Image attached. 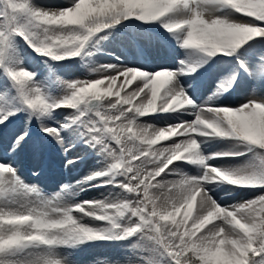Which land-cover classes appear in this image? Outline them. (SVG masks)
Wrapping results in <instances>:
<instances>
[{
  "label": "snow or ice",
  "instance_id": "6c2138e0",
  "mask_svg": "<svg viewBox=\"0 0 264 264\" xmlns=\"http://www.w3.org/2000/svg\"><path fill=\"white\" fill-rule=\"evenodd\" d=\"M154 36L173 63L126 62L124 41ZM70 65L83 78L61 79ZM257 77L264 0H0V126L23 121L0 146V264L101 246L126 264H264V92L227 102ZM33 124L65 168L98 166L46 195L16 159Z\"/></svg>",
  "mask_w": 264,
  "mask_h": 264
},
{
  "label": "rangeland",
  "instance_id": "374dc122",
  "mask_svg": "<svg viewBox=\"0 0 264 264\" xmlns=\"http://www.w3.org/2000/svg\"><path fill=\"white\" fill-rule=\"evenodd\" d=\"M42 2L45 4L51 5V6H56V5H59L61 3H64L65 0H42ZM140 43L144 45V48H145L147 54H149L151 56H152V53H154V55H159L158 57L160 58V62L168 63V64H171L174 62L172 60V54L170 52L171 50L167 51L162 45L160 46V44H163L162 41H160V43H158V41H156V39L153 38L151 41L143 40V41H140ZM107 62H108L107 60H104L102 63H107ZM109 62H111V61H109ZM65 69L73 70V72L76 74V78H83V73L85 70L82 69L79 65H70V66L66 67ZM44 74L47 75L46 72ZM251 84L253 86V89L251 91L246 92V91H242V89L239 88L237 90V92H235L232 96L228 97L227 102L228 103H239L241 99H244L248 96H251L254 93L259 95L262 92H264V87H262L260 85L259 77H257L256 81L251 83ZM212 87L214 88L215 86L212 85ZM61 119H62V117H61ZM22 123H23V121L19 120V121H14L12 124L8 125V127L0 126V137H2V135L6 129L8 130V132L13 129L11 134H10V137H13L15 135V133L22 126ZM32 131H33V133L35 132L37 134H40L39 130H38V124H33ZM0 142H1V140H0ZM32 148L41 156V161L39 164H37V167L40 168L43 165L42 159L45 157V154L48 151L46 146L44 145V140H37L36 138H34V143L32 144ZM211 150H218V149L215 148V149H211ZM74 152L76 153V151H74ZM73 157L74 156L72 154L71 158H73ZM240 162L241 161H239L238 163H240ZM18 166H19V163H18ZM23 166H24V164L19 166L21 172H22ZM96 166H98L96 164V161L91 163L92 169H94ZM57 169H59V171H60V166L57 167L56 169L50 168L49 169L50 171H48L47 173L40 174V176H41L40 178H42V181H35L32 184H36L46 195H50L56 191H59V188L62 184L57 183V182L53 183V181H52V177L55 176L54 174L59 175L61 173ZM64 171L65 170L62 169V172H64ZM72 171L74 172V168L72 169ZM76 171L79 172V171H82V169L77 167ZM52 184H53V188H51ZM244 198H249V197H244ZM235 202H237V201L229 200V203H235ZM128 256H129V251L125 248L116 247V246H101L100 248H97V247L96 248H88L82 252L74 253L69 258L73 261V264H126Z\"/></svg>",
  "mask_w": 264,
  "mask_h": 264
},
{
  "label": "bare ground",
  "instance_id": "6f19581e",
  "mask_svg": "<svg viewBox=\"0 0 264 264\" xmlns=\"http://www.w3.org/2000/svg\"><path fill=\"white\" fill-rule=\"evenodd\" d=\"M155 39L159 40L157 37L154 36ZM121 44V41H116L115 44H111L108 46L109 50H112L114 48H116L117 45ZM123 46L126 48V62L129 63H144L145 60H140L139 58H137V54H136V50L134 49V45H132L130 42L128 41H124L123 42ZM163 46V45H162ZM167 51H170V49L168 47L163 46ZM171 52V51H170ZM159 55H153L152 57L147 58V61L149 62V65L151 66L152 64H159L162 63L160 62V58L158 57ZM104 60H107L108 62L110 61L109 57H100L98 58V63H102ZM60 78L61 79H75L76 78V74L73 72V70L70 69H63L61 70V72L59 73ZM242 91H246L249 92L253 89V86L251 83H245L242 87H241ZM208 92V91H207ZM205 92L204 93V98L206 99L208 95H211V91H209L208 93ZM13 130V129H12ZM11 131L8 132V130L6 129L5 132L3 133L2 137H0V146H4L7 147L8 143L10 142L11 138L10 134ZM40 135L41 134H37V133H33V137L36 138L37 140H41L40 139ZM44 145L47 147H49L52 151H53V155H54V162L55 165H57V167L60 166V170L64 169L65 171L60 173L59 175H55L54 177H52V181L53 183L57 182L60 184H65V183H70V184H74L75 181L77 179H81L84 175L89 174L90 171H92L93 169L91 168V163L95 162L92 159H88L86 160L83 164L78 165V168H81L82 171L77 172L76 168H74V172L72 171L73 167L69 166L68 168H65L63 166V163L65 162L66 158L63 155V152L59 150V146L55 145L54 142H49L44 140ZM45 148V149H46ZM216 147L214 146L212 149H215ZM211 150V149H210ZM75 150H73L72 153H70V155L67 157V159H70V156L73 154V158H75L76 155H78V153L74 152ZM40 154H38L33 148L32 145H30L29 147H27L25 150H23L19 156L16 158L17 162L19 163V166L21 164H25V169L23 168V174H21L24 179L26 180V182L28 183H33L35 181H42V178H40L41 176L37 177L36 179H32L30 178L29 175H27L26 171L30 170H34L37 167V164L40 163L41 161V156ZM43 163H45L46 168L43 169L42 172L48 170L50 164V158H45L44 160L42 159ZM239 161H235L233 163H238ZM44 166V164H43ZM44 166V167H45ZM33 168V169H31ZM187 170V169H186ZM30 173V172H29ZM41 173V172H40ZM79 176H78V175ZM51 188H53V184L51 185ZM108 193L107 191H104L103 193L100 191H96L93 190L92 192L89 193H85L82 195V199H103L104 196H106ZM100 248V247H97Z\"/></svg>",
  "mask_w": 264,
  "mask_h": 264
}]
</instances>
